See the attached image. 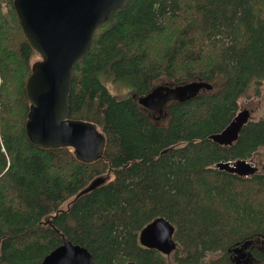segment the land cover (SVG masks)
<instances>
[{"label": "trees", "instance_id": "1", "mask_svg": "<svg viewBox=\"0 0 264 264\" xmlns=\"http://www.w3.org/2000/svg\"><path fill=\"white\" fill-rule=\"evenodd\" d=\"M38 57L14 0H0V264H38L64 238L100 264H237L229 248L245 241L250 264H264V170L217 166L264 147V116L231 144L210 138L249 87L264 84V0H127L100 24L69 92L70 117L106 137L94 161L28 138L26 84ZM194 79L213 87L168 102L163 120L137 100ZM107 81L129 93H112ZM158 216L175 227L171 260L139 241Z\"/></svg>", "mask_w": 264, "mask_h": 264}, {"label": "water", "instance_id": "2", "mask_svg": "<svg viewBox=\"0 0 264 264\" xmlns=\"http://www.w3.org/2000/svg\"><path fill=\"white\" fill-rule=\"evenodd\" d=\"M127 0H14L19 23L28 42L39 58L32 63L26 89L30 110L26 122L28 138L37 146L59 148L70 146L78 159L86 162L103 155L106 137L91 121L70 117L72 70L75 62L90 47L95 29ZM202 79L185 83L156 85L150 92L137 97L149 110L163 112L170 101H185L202 89H212ZM251 112L239 110L230 123L210 138L219 144H231L239 136ZM217 166L240 175L258 171V166L242 158L234 163L220 161ZM104 178H94L78 195L88 192ZM175 227L165 217L148 222L139 233L142 245L170 254L178 245ZM251 241L238 243L229 250L237 264L247 256ZM38 264H98L90 250L66 238Z\"/></svg>", "mask_w": 264, "mask_h": 264}, {"label": "rangeland", "instance_id": "3", "mask_svg": "<svg viewBox=\"0 0 264 264\" xmlns=\"http://www.w3.org/2000/svg\"><path fill=\"white\" fill-rule=\"evenodd\" d=\"M39 58V57H38ZM37 58V59H38ZM164 84V83H163ZM107 86L109 90L121 96L129 93V87L121 84L107 81ZM240 109L247 108L251 112L250 118L258 119L264 116V84H252L249 89L239 98ZM164 119V118H163ZM161 119V120H163ZM252 164L258 166L259 171L264 170V147L259 148L254 155L249 158ZM165 254V253H163ZM173 251L167 255L168 259L171 260ZM250 264V259H248Z\"/></svg>", "mask_w": 264, "mask_h": 264}, {"label": "flooded vegetation", "instance_id": "4", "mask_svg": "<svg viewBox=\"0 0 264 264\" xmlns=\"http://www.w3.org/2000/svg\"><path fill=\"white\" fill-rule=\"evenodd\" d=\"M165 84V83H164ZM154 88V87H153ZM152 88V89H153ZM151 89V90H152ZM150 90V91H151ZM149 91V92H150ZM147 94V93H146ZM145 95V94H144ZM141 96H143V95H141ZM139 97V96H138ZM167 105V104H166ZM165 108H166V106H165ZM149 110V109H148ZM150 111H153L154 113L155 112H157L158 113V116H157V118H158V120H160V119H163L165 116H166V111H165V109H164V111L161 113V112H159V111H156V110H150ZM245 253L247 254V256H245V257H243L242 258V261L241 262H245L246 261V258L249 256V251L248 250H245ZM233 259H235V254H233ZM236 260V259H235ZM237 262V261H236Z\"/></svg>", "mask_w": 264, "mask_h": 264}, {"label": "bare ground", "instance_id": "5", "mask_svg": "<svg viewBox=\"0 0 264 264\" xmlns=\"http://www.w3.org/2000/svg\"><path fill=\"white\" fill-rule=\"evenodd\" d=\"M248 160H250V159H248ZM95 260V259H94ZM95 262H97L96 260H95ZM98 263V262H97ZM98 264H100V263H98Z\"/></svg>", "mask_w": 264, "mask_h": 264}]
</instances>
